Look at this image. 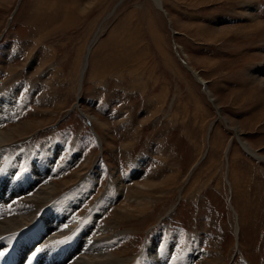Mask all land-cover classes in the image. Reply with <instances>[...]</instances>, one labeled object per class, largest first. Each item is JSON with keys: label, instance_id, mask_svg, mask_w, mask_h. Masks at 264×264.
<instances>
[{"label": "rangeland", "instance_id": "rangeland-1", "mask_svg": "<svg viewBox=\"0 0 264 264\" xmlns=\"http://www.w3.org/2000/svg\"><path fill=\"white\" fill-rule=\"evenodd\" d=\"M120 1L0 0V93L27 101L0 124L18 128L22 150L55 141L65 146L55 161L81 153L61 178L46 169L56 197L100 169L82 216L124 180L99 218L123 236L110 248L118 264H134L157 235L156 251L175 240L173 256L198 245L192 264H264V161L236 134L264 156V99L245 98L249 86L264 92L249 77L264 61V25L254 27L264 0H161L168 16L154 0ZM139 158L146 175L127 182ZM16 239L6 252L34 241Z\"/></svg>", "mask_w": 264, "mask_h": 264}, {"label": "bare ground", "instance_id": "bare-ground-1", "mask_svg": "<svg viewBox=\"0 0 264 264\" xmlns=\"http://www.w3.org/2000/svg\"><path fill=\"white\" fill-rule=\"evenodd\" d=\"M155 1L162 2L161 0ZM244 8L248 11L249 15L255 9L250 3H246ZM261 25H264V22L254 27L258 28ZM82 67L80 80L83 83L86 70L85 62ZM187 67L204 84L205 90L208 93L209 87L207 86L206 80L188 64ZM249 77L252 85L258 86L260 84L263 87L259 89L264 91V61L249 70ZM249 90H252V93L248 95L249 97H245L249 103L251 101L254 102L258 96L264 99V92L260 94L258 88L249 86ZM15 91L7 92L4 96H1L3 94L0 93V120L4 119V122L12 120L16 115L20 114L22 108L26 105V100L17 99ZM261 117L264 118V111L261 113ZM3 123L0 124V236L7 232L11 233V231L19 230L22 232L25 230L23 234L27 236L32 234L34 241L38 242L37 246L40 248L44 247L41 252H44V255H47V257H52L48 258L51 259L50 263L52 264H58L60 262V264L120 263L121 260L116 258L118 256H115L110 248L113 247V244L118 243V240L123 236L121 234L109 236L107 233L110 226L101 224L99 218L104 215L119 196H124L125 192L122 186L124 180L115 176L116 183L113 186L110 185V187L112 186L110 189L111 194L98 200V205L95 204L96 206L92 210L90 209V213L82 216L76 210L83 205H87L88 199L92 196L98 184H100V169H95L76 188L74 187V189H70L71 191L56 197V184L54 183L53 177L49 178L50 176H48L46 169L49 168L50 174H55V177L61 178L65 173L67 163L74 164L80 159L81 153L76 152L73 148L68 155L66 154L64 156L65 159L63 161L59 158V161H55L51 153L55 152V156L59 157L64 153L65 147L62 143L55 141H50L49 144L44 145L42 148L22 150L21 145L14 142L18 128L16 126L13 128L14 126H10V124L8 127H4ZM29 127L31 126L29 125ZM236 132L246 154L260 161H264V156L259 154L255 148L241 138L239 128H237ZM7 148L10 149V153L7 156L5 155V159L4 154L6 151H9ZM142 160L139 158L134 161L132 170L125 176L128 179L127 182H130L136 177L146 175L143 173L145 170L139 171L143 162ZM45 174L46 176L42 179L41 176ZM61 182L64 184L63 181ZM151 184L150 182V184L138 183L137 185L141 189V192L144 193L143 190L149 189ZM142 199L143 196L142 198L139 197V203L144 202ZM127 201L129 200L127 199ZM128 205L130 206V204ZM125 208L127 209V207ZM127 217H129L128 214ZM237 228L239 229L238 224ZM9 237H0V244H3ZM167 238L165 247L161 251H156V247L161 240L160 235L151 239L146 244L141 256L139 258H133L134 264H192L194 259L200 258L205 254L197 245V247L192 248L186 247L184 252L180 254L181 256H173L172 251L175 248V240L171 236ZM55 241H63V243H54ZM55 245L62 247L57 250V246Z\"/></svg>", "mask_w": 264, "mask_h": 264}, {"label": "water", "instance_id": "water-1", "mask_svg": "<svg viewBox=\"0 0 264 264\" xmlns=\"http://www.w3.org/2000/svg\"><path fill=\"white\" fill-rule=\"evenodd\" d=\"M121 1H122V0H121ZM121 1H120V2H121ZM120 2H119V3H120ZM154 2H155V4L157 5V7H158L159 9L163 10V11L165 12L166 16H168V13H167L166 10L164 9L162 2H157V3H156L155 0H154ZM169 22L171 23L170 19H169ZM173 31H174V33H177L175 30H173ZM177 53L179 54L178 51H177ZM183 62L185 63V60H183Z\"/></svg>", "mask_w": 264, "mask_h": 264}, {"label": "snow or ice", "instance_id": "snow-or-ice-1", "mask_svg": "<svg viewBox=\"0 0 264 264\" xmlns=\"http://www.w3.org/2000/svg\"><path fill=\"white\" fill-rule=\"evenodd\" d=\"M54 243H63V241H55ZM40 251H41V249L37 248L34 251L33 255H35L36 253H38ZM5 255H6V252L5 251H0V257H4Z\"/></svg>", "mask_w": 264, "mask_h": 264}]
</instances>
